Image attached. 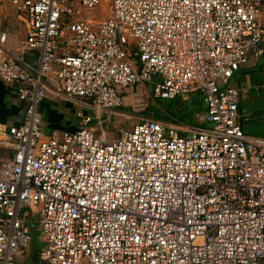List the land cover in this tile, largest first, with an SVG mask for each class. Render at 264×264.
Segmentation results:
<instances>
[{"label":"built area","instance_id":"obj_1","mask_svg":"<svg viewBox=\"0 0 264 264\" xmlns=\"http://www.w3.org/2000/svg\"><path fill=\"white\" fill-rule=\"evenodd\" d=\"M100 3L12 0L20 48L0 30V81L23 110L0 121V264L27 254L31 217L37 264H264V137L243 130L231 80L262 54L264 0H110L97 21ZM193 94L204 124L104 132L115 109ZM49 98L75 131L44 133Z\"/></svg>","mask_w":264,"mask_h":264},{"label":"crops","instance_id":"obj_2","mask_svg":"<svg viewBox=\"0 0 264 264\" xmlns=\"http://www.w3.org/2000/svg\"><path fill=\"white\" fill-rule=\"evenodd\" d=\"M261 19L264 21V14L261 15ZM1 29L8 33L7 44L13 49L20 48L22 41L25 38L26 28L13 6L12 0H0V30ZM262 50L260 56L252 58L249 64L237 71L231 80L234 85L243 88V100L245 101V104L247 100H250L251 104L253 103L255 106L260 105L264 107V40L262 42ZM258 86H260L259 91H257ZM188 99H190L189 102H191L189 108L192 112V115L189 117L191 120V123L189 124H204L199 118V116H201L206 110L204 99L197 95L190 96ZM199 101L201 102L199 103ZM41 106L43 108L44 133H51L57 130L72 132L77 129V118L75 117L74 110L70 107L69 103L63 100L49 98ZM122 108H128V110L131 109L129 106L115 109L113 114L116 116L114 125H111L112 120L104 125V132L111 139L117 136L119 127L123 126V124L129 125L132 123L131 121H134L139 117L130 115L133 116L131 119L126 118L125 115L127 112L122 110ZM244 111L250 116L248 107L245 108ZM45 112L47 113L46 115ZM175 115V117L178 118V115ZM22 116V103L18 100L14 88L3 84V82L0 81V121L11 124L18 123L22 119ZM150 116L151 115L147 117ZM178 119L176 120L179 121ZM128 121L130 122L128 123ZM6 152V149L0 147V156L4 155ZM37 254L38 250H29L27 251V254L20 259L25 260V257L27 256L28 264H37Z\"/></svg>","mask_w":264,"mask_h":264},{"label":"rangeland","instance_id":"obj_3","mask_svg":"<svg viewBox=\"0 0 264 264\" xmlns=\"http://www.w3.org/2000/svg\"><path fill=\"white\" fill-rule=\"evenodd\" d=\"M110 14V0H101L100 6L97 8V10L92 12V18H94L97 21L106 19ZM149 90L151 88L149 87ZM194 95V94H193ZM191 95V96H193ZM190 99L184 100L182 96H178L175 99H149L148 105L145 106L143 109L142 105L138 106L136 111H133L131 109L128 110V108H122V110H125L127 114L133 115V116H149L152 115L156 109H159L162 113L165 114L167 112L164 111L162 108L172 111L174 114H177L178 112H183L182 114L191 116L192 112L190 110ZM243 108L248 107V112L250 114V120L246 122V127L248 130V133L252 135H258L264 137V107L257 105L255 106L253 103L251 104L250 100L245 101L243 100ZM62 105V104H61ZM70 105V104H69ZM247 105V107H246ZM162 108H161V107ZM71 107V105H70ZM40 110L43 111L42 106H40ZM46 110V109H45ZM145 111H149V115L144 114ZM169 113V112H168ZM47 113L45 112V115ZM116 116L113 115L112 123L111 125H114ZM130 121H128L129 123ZM136 122V120L131 121ZM36 219L35 217H31L28 220V224L32 227V232H30V240L28 241V251H35L38 250L41 246V241L38 237V230L35 228ZM20 264H28V258L25 257V260L19 259Z\"/></svg>","mask_w":264,"mask_h":264},{"label":"trees","instance_id":"obj_4","mask_svg":"<svg viewBox=\"0 0 264 264\" xmlns=\"http://www.w3.org/2000/svg\"><path fill=\"white\" fill-rule=\"evenodd\" d=\"M201 101H199V103H200ZM161 107V106H160ZM162 108V107H161ZM240 108H241V110L242 111H244V108H243V103H241V106H240ZM163 110H164V108H162ZM165 111V110H164ZM166 111H167V114H166V112H165V114L164 113H162L159 109H156V111L153 113V115H151L152 117H154V118H157V119H160V120H168V119H178L180 122H183V123H191V120L189 119V117L190 116H188V115H184V114H182L183 112H178L177 113V115H178V118L177 117H175L176 115L172 112V111H170V110H167L166 109ZM169 112V113H168ZM144 114H147V115H149V111H145L144 112ZM249 120V119H248ZM247 122V121H246ZM246 122H244V124H243V130L245 131V132H248V130H246L247 129V127L245 126L246 125Z\"/></svg>","mask_w":264,"mask_h":264}]
</instances>
